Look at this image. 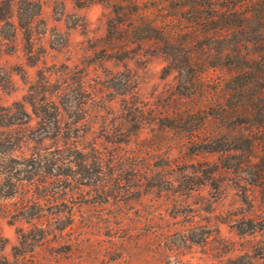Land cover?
Instances as JSON below:
<instances>
[{
    "label": "rangeland",
    "instance_id": "1",
    "mask_svg": "<svg viewBox=\"0 0 264 264\" xmlns=\"http://www.w3.org/2000/svg\"><path fill=\"white\" fill-rule=\"evenodd\" d=\"M249 1L248 26L166 45L148 20L221 8L0 0V107L16 116L0 121V264H264V0ZM243 34L254 59L225 57ZM186 43L204 80L172 57Z\"/></svg>",
    "mask_w": 264,
    "mask_h": 264
},
{
    "label": "trees",
    "instance_id": "2",
    "mask_svg": "<svg viewBox=\"0 0 264 264\" xmlns=\"http://www.w3.org/2000/svg\"><path fill=\"white\" fill-rule=\"evenodd\" d=\"M223 4H220V7L217 6L216 4H214L213 2H207V3H199L196 0V3L192 4V10L193 13L195 15L197 14H202L203 12L205 13V11H207L208 13H210L211 10H218L219 8H221V11L223 12V14H221L220 17L218 18H203L200 15H197L193 18H191L189 20V22H180L178 21V23L180 22L181 27L180 28H175L176 26H174V23L176 20H173V18H169V19H165V20H148L149 24L151 25V28H155L159 35L156 36V38H159L161 40H163L166 45H171L175 40H177L179 38V34L182 31V29H185V31H187L188 35V43H190L189 41H192L193 39H197L199 38V34L204 30L205 27H211L213 25H217L216 27H222V28H228V29H235L236 27L238 28H244L245 26H248L249 23L251 22L250 20V14H244L243 12L246 11V8L249 6V0H237V1H233V0H223ZM117 7V6H116ZM123 13V12H120ZM243 13V14H242ZM247 13V12H246ZM0 21L3 22L4 24H8L9 25V21H10V16H4V14L2 13V11H0ZM133 27H137V20H132L131 21ZM125 24V22L122 20H114V27H116L115 29H121V27ZM139 26V25H138ZM180 26V25H177ZM184 31V30H183ZM244 39L240 40V41H235V42H231L228 45V48H226L225 50V57H228V59H232V53H234L235 55H242L244 60H248L251 61L254 59V57H248V56H244L243 55V51L246 48H249V43H255L257 41V38L255 39L253 36L251 35H244L243 34ZM149 39H153L150 36H147L145 38H143V40L146 42ZM262 40V39H261ZM186 46L191 45V44H185ZM211 46V43L208 44V49L209 53H210V57L212 55L211 53V48L209 47ZM189 47V46H188ZM193 45L190 46V49H192ZM206 49V48H205ZM204 49V50H205ZM198 52L194 51L192 49V51L190 50L189 53H172V57H174V60L176 61V63H178L180 69H184L183 65H189L192 68H194V71L188 75H186L184 78V80H204L207 74L199 73L196 72L195 67H197V65H200L202 63H204V61L200 60L198 58ZM221 56H219L220 58ZM222 57H223V52H222ZM243 60V61H244ZM208 62V60H207ZM208 63H213L211 62V60H209ZM236 63H240L239 60L236 61ZM34 105V104H33ZM16 119V116L11 112V107L10 106H3L0 107V121L1 123H3V125H10L13 123V121ZM20 237H21V241H24L28 238L26 231L24 230H20L19 232ZM5 247V238L2 235L1 231H0V251L2 249H4Z\"/></svg>",
    "mask_w": 264,
    "mask_h": 264
}]
</instances>
